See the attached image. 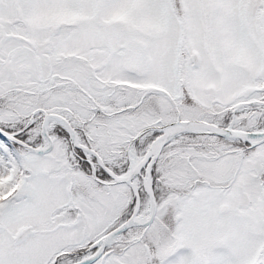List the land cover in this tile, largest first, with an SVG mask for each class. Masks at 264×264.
<instances>
[{
    "label": "snow or ice",
    "instance_id": "1",
    "mask_svg": "<svg viewBox=\"0 0 264 264\" xmlns=\"http://www.w3.org/2000/svg\"><path fill=\"white\" fill-rule=\"evenodd\" d=\"M0 264H264V0H0Z\"/></svg>",
    "mask_w": 264,
    "mask_h": 264
}]
</instances>
